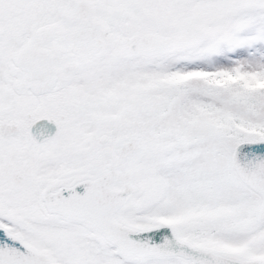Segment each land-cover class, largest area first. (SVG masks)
Here are the masks:
<instances>
[{
  "label": "snow or ice",
  "instance_id": "1",
  "mask_svg": "<svg viewBox=\"0 0 264 264\" xmlns=\"http://www.w3.org/2000/svg\"><path fill=\"white\" fill-rule=\"evenodd\" d=\"M0 264H264V0H0Z\"/></svg>",
  "mask_w": 264,
  "mask_h": 264
}]
</instances>
